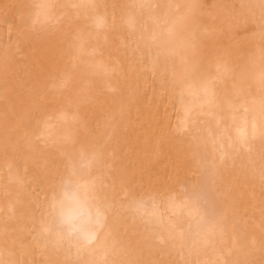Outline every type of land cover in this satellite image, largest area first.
Returning <instances> with one entry per match:
<instances>
[{
    "label": "bare ground",
    "instance_id": "1",
    "mask_svg": "<svg viewBox=\"0 0 264 264\" xmlns=\"http://www.w3.org/2000/svg\"><path fill=\"white\" fill-rule=\"evenodd\" d=\"M81 2L95 7H71ZM41 4L51 5L50 24ZM85 13L107 14L108 26L91 27ZM81 37L83 51L66 55ZM48 118L52 135L74 133L75 145L100 139L117 188L123 181L137 197L154 196L161 217L185 230L169 239L120 210L107 260L215 259L190 246L198 214L180 203L185 186L205 181L206 152L225 216L215 251L232 247L225 259L264 264V0H0V253L17 264H93L98 249L65 251L29 235L40 190L53 171L64 173L74 147L35 140L37 121ZM82 211L65 201V214Z\"/></svg>",
    "mask_w": 264,
    "mask_h": 264
},
{
    "label": "snow or ice",
    "instance_id": "2",
    "mask_svg": "<svg viewBox=\"0 0 264 264\" xmlns=\"http://www.w3.org/2000/svg\"><path fill=\"white\" fill-rule=\"evenodd\" d=\"M42 15L47 23L52 22V14L47 11L51 5L41 4ZM73 8L87 9L95 7L88 2L72 4ZM85 19L91 27L99 30L108 26L107 14H97ZM83 37L71 45L66 53L69 57H77L83 51ZM49 119L37 121L31 135L45 148L49 142L55 145L74 144V133H67L63 139L53 136L50 131ZM76 118L73 117V127L76 126ZM64 173L53 171L48 177L47 192L42 188L41 195L45 199L37 198V210L41 215L37 219L32 216V227L29 235L35 244H51L54 248H64L65 251L75 248L77 253L82 250H100L101 259L93 264H138L135 260L109 261L106 259L108 252L117 248V235L120 228L117 226L120 210H132L139 214L142 222L153 232L166 231L169 239H183L185 230L177 224L164 220L156 211L157 200L152 195L135 196L123 181L117 188L116 182L111 179V171L106 159L105 148L100 139L93 137L89 141L74 144L71 152L64 153ZM200 165L204 170L205 181L198 187L183 189L184 199L182 206H192L196 209L198 219L196 230L188 232L191 247L211 248L215 259H207L204 264H239L235 259L227 260L224 255L232 254V247L223 250V254L217 253L216 238L223 236L225 231L224 213L217 208V203L212 195L215 191L210 187L209 179L214 175V164L206 152L200 153ZM121 194L123 200H121ZM71 199L83 211L79 216L67 215L63 212L65 201ZM172 205L176 204L175 197L169 193L166 197ZM151 204L152 211L145 212ZM79 219L80 222L75 221ZM112 220V224L109 220ZM233 247L236 245V237L232 238ZM121 251L126 246H120ZM0 264H17L15 261L6 260L0 253ZM197 264H200L197 261Z\"/></svg>",
    "mask_w": 264,
    "mask_h": 264
}]
</instances>
